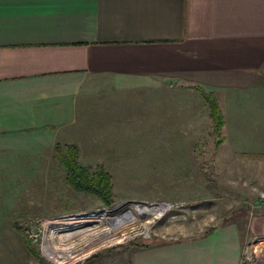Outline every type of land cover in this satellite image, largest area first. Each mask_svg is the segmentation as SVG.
Segmentation results:
<instances>
[{
    "label": "crops",
    "instance_id": "obj_1",
    "mask_svg": "<svg viewBox=\"0 0 264 264\" xmlns=\"http://www.w3.org/2000/svg\"><path fill=\"white\" fill-rule=\"evenodd\" d=\"M261 80L264 0H0V198L34 174L36 142H107L84 139L97 134L88 115L151 116L162 143L164 130L195 127V85L236 94ZM248 234L264 235V216ZM241 253L226 223L140 249L134 264H240Z\"/></svg>",
    "mask_w": 264,
    "mask_h": 264
},
{
    "label": "rangeland",
    "instance_id": "obj_2",
    "mask_svg": "<svg viewBox=\"0 0 264 264\" xmlns=\"http://www.w3.org/2000/svg\"><path fill=\"white\" fill-rule=\"evenodd\" d=\"M256 87L236 94L203 88L223 116L219 138L195 90L192 132L164 130L162 143L146 124L154 125L151 116L109 111L107 120L84 118L88 132L97 133L84 139L107 142L93 150L80 144L77 163L91 173L97 166L109 173L108 206L66 182L56 147L74 143L57 135L36 142L33 156L29 151L34 174L20 175L11 185L17 190L1 192L8 221L0 224V264H134L142 245L207 234L226 223L239 227L240 264H249L244 251L254 246L248 244L264 238L248 234L250 223L264 216V80ZM74 120L82 122L80 115ZM259 246L264 259V244Z\"/></svg>",
    "mask_w": 264,
    "mask_h": 264
},
{
    "label": "trees",
    "instance_id": "obj_3",
    "mask_svg": "<svg viewBox=\"0 0 264 264\" xmlns=\"http://www.w3.org/2000/svg\"><path fill=\"white\" fill-rule=\"evenodd\" d=\"M194 90L201 95L206 103L213 123L212 133L219 138L220 130L223 126V116L214 96L211 93H207L200 86H194ZM56 152H58L59 164L66 174V182L74 190L96 196L105 206L112 202L111 178L102 166H97L92 173L89 172L88 168L81 167L77 163L78 147L73 144L63 146L62 150L57 146ZM142 247L146 248L148 245H142ZM28 248L34 254V250H32L30 245H28Z\"/></svg>",
    "mask_w": 264,
    "mask_h": 264
},
{
    "label": "built area",
    "instance_id": "obj_4",
    "mask_svg": "<svg viewBox=\"0 0 264 264\" xmlns=\"http://www.w3.org/2000/svg\"><path fill=\"white\" fill-rule=\"evenodd\" d=\"M262 243L264 244V238L261 237L248 244L250 246H254V248L251 247L253 249L251 252L249 251L250 247H247L244 251V260L246 262H249V264H264V259L261 257L262 249L261 246H259V244Z\"/></svg>",
    "mask_w": 264,
    "mask_h": 264
},
{
    "label": "bare ground",
    "instance_id": "obj_5",
    "mask_svg": "<svg viewBox=\"0 0 264 264\" xmlns=\"http://www.w3.org/2000/svg\"><path fill=\"white\" fill-rule=\"evenodd\" d=\"M154 207L156 208V207H158V206H154ZM144 209H145V211H146V212H149V211H151V208H143V210H144ZM156 210H157V209H156ZM145 211H144V212H145ZM157 211H158V212H160V210H159V209H158ZM161 213H162V212H161ZM159 214H160V213H159Z\"/></svg>",
    "mask_w": 264,
    "mask_h": 264
}]
</instances>
